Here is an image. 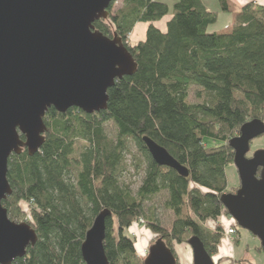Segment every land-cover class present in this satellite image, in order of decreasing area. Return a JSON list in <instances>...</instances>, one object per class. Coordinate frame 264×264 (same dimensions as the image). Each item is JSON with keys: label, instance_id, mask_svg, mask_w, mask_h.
I'll return each instance as SVG.
<instances>
[{"label": "trees", "instance_id": "trees-1", "mask_svg": "<svg viewBox=\"0 0 264 264\" xmlns=\"http://www.w3.org/2000/svg\"><path fill=\"white\" fill-rule=\"evenodd\" d=\"M121 2L93 25L105 37L119 36L134 59L135 73L109 88L105 111L87 115L75 108L65 114L49 109L41 148L33 156L25 149L8 162L12 194L3 207L12 222L29 224L37 234L25 257L12 264H84L85 235L103 211L110 213L103 245L108 264L144 263L131 235L141 219L152 244L162 241L176 262L174 247L188 246L192 237L200 239L211 258L218 252L223 230L203 225L228 215L220 199L236 193L240 184L229 188L226 182L225 169L234 162L229 142L244 124L264 123V5L246 4L230 31L219 33L210 31L219 13L209 11L203 0H175L161 32L149 23L169 15L166 3ZM219 5L222 13L234 12L226 0ZM138 23L149 24L145 39L129 44ZM191 88L200 102L188 101ZM110 122L114 138L105 132ZM143 137L168 152L188 176L154 163ZM130 143L146 162L135 195L121 181ZM133 165L141 168L139 160ZM162 193L163 207L175 218L169 228L160 225L153 207H145ZM231 229L237 236L242 230L235 222ZM256 246L262 252L258 240ZM237 263L250 264L243 258Z\"/></svg>", "mask_w": 264, "mask_h": 264}, {"label": "water", "instance_id": "water-1", "mask_svg": "<svg viewBox=\"0 0 264 264\" xmlns=\"http://www.w3.org/2000/svg\"><path fill=\"white\" fill-rule=\"evenodd\" d=\"M115 0H0V264H12L37 240L26 223L12 222L3 201L12 194L7 181L10 158L27 150L36 154L44 142L49 109L65 114L105 111L108 91L122 77L134 74L133 57L118 35L112 39L94 29L109 17ZM264 123L251 121L230 140L240 185L222 195L226 213L261 245L264 256V150L250 152L252 140L263 136ZM23 139V140H22ZM152 161L182 177L186 169L168 152L143 137ZM93 219L80 253L84 264H108L104 253L106 218ZM192 264H215L197 237L188 242ZM143 264H177L162 241L148 248Z\"/></svg>", "mask_w": 264, "mask_h": 264}, {"label": "rangeland", "instance_id": "rangeland-1", "mask_svg": "<svg viewBox=\"0 0 264 264\" xmlns=\"http://www.w3.org/2000/svg\"><path fill=\"white\" fill-rule=\"evenodd\" d=\"M163 1L165 3H167L166 0H160ZM122 4L121 0H115L114 5H113V10L115 11L118 7H120ZM168 4V3H167ZM168 8L169 11H171L172 8V4H168ZM218 26L214 25V27L210 28V31H214L215 29H217ZM136 29H134L128 36V42L129 44H136L141 40V32L140 30L138 32L135 31ZM195 88H191L189 91V99L188 101L190 103H196V102H200V100H197L196 97H194L195 95ZM105 132L107 133L109 138H114L116 133H115V128L112 125V123H108L106 124L105 127ZM80 148V146H78ZM250 153L248 154V156H251L254 152L257 151H263L264 150V134L263 136H260L254 140H252L251 144H250ZM139 160L140 164H141V168L139 170H135L133 168V164ZM126 163L129 166L128 167V171L127 173L123 174V177L121 179V181L126 184H128L130 186V189L132 191V194L135 195L137 189L139 188V185L142 181V179L144 178V172H145V167H146V162L143 159V156L141 155V153L138 152L136 146L134 145V143H130V153L127 155L126 157ZM226 182H228L229 188L232 187H236L238 185V174L235 171V166L230 165L227 166L226 169ZM240 185V184H239ZM238 185V186H239ZM239 188V187H238ZM166 196L165 194H157L156 197H154L150 202H147L145 207H153L155 209V213H156V218L159 221L160 225L164 228H169L172 224V222L174 221V217L172 215V213L168 210H166L163 207V202L165 200ZM203 226H206L209 230L213 231V224L207 223L204 224ZM241 234L242 235H247L249 238H251L249 235V233L247 231H243L241 230ZM131 235L133 237L134 235V240L136 242V248L137 251L139 250V253L142 254L144 257H146V255L148 254V247L153 245L152 243L154 242L153 238L150 235V232L147 231V229H144L143 225H138L137 227H134L131 230ZM232 246H234L235 243V237H233V240H231L230 238L232 237H227ZM256 244V241L254 242ZM250 248L253 247L252 243L249 244ZM175 246L174 249L176 250ZM243 245L240 244L238 247H236V252H238V250H242L243 249ZM145 252H144V251ZM176 256H177V264H184L181 263V260L178 257V253L176 251Z\"/></svg>", "mask_w": 264, "mask_h": 264}, {"label": "crops", "instance_id": "crops-1", "mask_svg": "<svg viewBox=\"0 0 264 264\" xmlns=\"http://www.w3.org/2000/svg\"><path fill=\"white\" fill-rule=\"evenodd\" d=\"M156 1H160V0H156ZM166 1L168 4H172V5L175 2V0H166ZM219 1L220 0H203L204 5L206 6L207 9H209V11H212V12L215 11V12L219 13L218 19H217L218 22L215 24L216 26H218V28L215 29V31H217L219 33H225V32L230 31L231 24L234 22V20H235L234 18L236 16L237 12L242 7H244L246 4H248L250 2H255V3H259V4L264 5V0H257V1H253V0H226L229 3V5L234 9V12L232 14H229L226 12L225 13L221 12ZM171 16H172V11H170L169 15L162 18L160 21L152 22L149 24L153 25L159 31L165 32L166 25H167L168 21L171 19ZM149 24L138 23L134 27V29H136L135 30L136 32H138L140 30V32L142 34L140 41H143L145 39V36H146L145 32H146V29L148 28ZM210 224H213L215 226L216 225L220 226V228L223 230V233L226 232V230L234 227V222L230 218V216L224 215V214L216 222H212ZM234 237H235V243L237 241V245L234 243L235 247L232 246V244H231L230 240L227 238V236H224L222 238V240L218 246L219 247L218 252L212 257L215 264H238L237 260H239L240 258H243L245 260L248 259L250 264H262V262H263L262 254L263 253L256 251L257 240L253 236L252 237L250 236L251 238H249L247 235L245 236V235H242L240 233L238 236L234 235ZM255 241H256V244L254 243ZM250 243H252L253 247H251V248L249 247L245 251V248L247 247L246 245H249ZM240 244H242L244 247L242 250H238V252H236V247H238ZM176 251L178 253L179 259L181 260V263L192 264V262H193L192 253H191V249H189L188 246H184V245L178 246V247H176Z\"/></svg>", "mask_w": 264, "mask_h": 264}, {"label": "built area", "instance_id": "built-area-1", "mask_svg": "<svg viewBox=\"0 0 264 264\" xmlns=\"http://www.w3.org/2000/svg\"><path fill=\"white\" fill-rule=\"evenodd\" d=\"M253 1H257V0H253ZM234 222V221H233ZM139 225H144V221L141 219L139 220ZM214 226V225H213ZM215 229V226L213 227V230ZM212 231V230H211ZM235 235V231L233 229H228L226 230V232H224L223 237L227 236V237H232L230 238L231 240H233V237Z\"/></svg>", "mask_w": 264, "mask_h": 264}, {"label": "flooded vegetation", "instance_id": "flooded-vegetation-1", "mask_svg": "<svg viewBox=\"0 0 264 264\" xmlns=\"http://www.w3.org/2000/svg\"><path fill=\"white\" fill-rule=\"evenodd\" d=\"M249 153H250V152H249ZM249 153H248V154H249ZM248 154H247V157H248V158H251V157H252V155H253V154H252L251 156H248Z\"/></svg>", "mask_w": 264, "mask_h": 264}, {"label": "bare ground", "instance_id": "bare-ground-1", "mask_svg": "<svg viewBox=\"0 0 264 264\" xmlns=\"http://www.w3.org/2000/svg\"><path fill=\"white\" fill-rule=\"evenodd\" d=\"M145 252V251H144Z\"/></svg>", "mask_w": 264, "mask_h": 264}]
</instances>
